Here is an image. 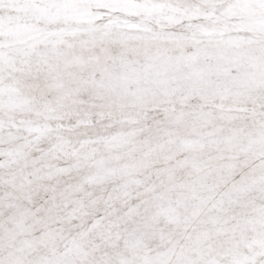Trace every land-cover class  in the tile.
Returning a JSON list of instances; mask_svg holds the SVG:
<instances>
[{
    "label": "snow or ice",
    "instance_id": "1",
    "mask_svg": "<svg viewBox=\"0 0 264 264\" xmlns=\"http://www.w3.org/2000/svg\"><path fill=\"white\" fill-rule=\"evenodd\" d=\"M0 264H264V0H0Z\"/></svg>",
    "mask_w": 264,
    "mask_h": 264
}]
</instances>
